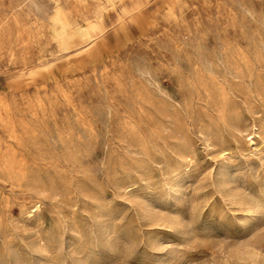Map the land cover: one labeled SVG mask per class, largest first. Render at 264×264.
<instances>
[{"label": "rangeland", "instance_id": "374dc122", "mask_svg": "<svg viewBox=\"0 0 264 264\" xmlns=\"http://www.w3.org/2000/svg\"><path fill=\"white\" fill-rule=\"evenodd\" d=\"M91 1L0 0V115L20 134L0 119V141L28 170L0 168V264H253L264 0H96V19L62 15Z\"/></svg>", "mask_w": 264, "mask_h": 264}, {"label": "bare ground", "instance_id": "6f19581e", "mask_svg": "<svg viewBox=\"0 0 264 264\" xmlns=\"http://www.w3.org/2000/svg\"><path fill=\"white\" fill-rule=\"evenodd\" d=\"M75 1V0H74ZM79 1H81V2H83V1H85V0H79ZM34 2V1H33ZM87 2V1H86ZM116 2H117V0H109V3H110V6H113L114 4H116ZM126 2H129V1H126ZM84 4H85V2H83ZM34 4H35V7H36V9H40V7H39V5L36 3V2H34ZM129 4H131V3H129ZM128 4V5H129ZM86 5H88V4H86ZM125 5V4H124ZM132 5V4H131ZM179 8H182V4L181 5H179L177 8H175V7H169L168 9H167V12H166V20L167 21H169V22H171V21H173L172 20V17H174V16H177V14H178V10H179ZM108 9V6H104V4L103 3H98V2H96V0L94 1H91V2H89V6H83L80 10H78V11H74V9H72V8H67V9H64L63 11H62V15L66 18V19H73L75 16H78V15H80V16H82V17H85L86 19H91V18H95L96 19V17H100L102 14H103V12L105 11V10H107ZM17 12V11H16ZM252 15H254L253 13H252ZM110 16V15H109ZM134 18V17H133ZM175 19V18H174ZM94 24H96V23H94ZM174 24V23H173ZM96 26H98L97 24H96ZM179 26V25H178ZM182 26L183 27H185L186 29H189L190 31H188V32H190V33H187V35L190 37V38H192V35H191V31H192V29L191 28H189V26L186 24V21H184V23L182 24ZM3 29V24H0V31ZM167 33V32H166ZM23 36V34L22 35H20L19 36V38L20 37H22ZM33 35H30L29 34V36H28V38L30 37V39H24V40H22V43H23V51H25L26 49H28V47H29V45L33 42L32 41V39H31V37H32ZM175 36H177V37H179L180 35H178V34H175ZM180 40H183V43H188V41L187 40H185V39H180ZM37 41V40H36ZM192 41H193V39H192ZM33 44H35V43H33ZM20 45H22V44H20ZM79 46V45H78ZM149 46V45H148ZM39 47V46H38ZM199 47V46H198ZM31 48V47H30ZM20 49H21V47H20ZM30 51V50H29ZM22 55V54H21ZM28 55V54H27ZM20 56V55H19ZM18 56V57H19ZM29 56V55H28ZM18 57H17V59H18ZM24 57H26V56H24ZM31 58V57H30ZM21 59V58H20ZM100 58H99V62L97 63V64H95V65H104V69L101 71V73L103 74L104 73V71L105 70H107V68H108V65H116V62H117V57H115V55H113L112 53H107V54H105V56H104V59H103V61L102 62H100ZM29 63V62H28ZM127 64V63H126ZM146 64V63H145ZM79 65H92V64H90V62H88V63H82V64H79ZM120 65V64H119ZM121 65H122V63H121ZM123 65H125V64H123ZM144 65V64H143ZM94 70L96 69V68H93ZM138 70H139V72L141 73V74H143V75H145V76H147L152 82H154L158 87H161V85H160V82H159V80L157 79V78H155L153 75H152V72L151 71H149L148 69H146V68H144V67H139L138 68ZM75 77V76H74ZM65 78H67V79H69V77H65ZM84 78V77H83ZM76 80H77V77H76ZM68 81H70V80H68ZM79 81V80H78ZM81 81V80H80ZM66 82V81H65ZM77 82V81H76ZM80 84V83H79ZM66 85V84H65ZM71 85V84H70ZM201 85V84H200ZM60 87V86H59ZM65 87V86H64ZM67 89V88H66ZM206 89H207V86H206ZM206 89H204V90H206ZM61 90V89H60ZM68 90V89H67ZM65 92V91H64ZM58 93V92H57ZM61 93H62V91H61ZM35 94V93H34ZM53 94H54V92H53ZM48 96V95H47ZM54 96V95H53ZM56 96V95H55ZM61 96V95H60ZM64 96V95H63ZM62 97V96H61ZM38 98V97H37ZM55 98V97H54ZM65 98V97H64ZM69 98V97H68ZM68 98H67V100H68ZM39 99V98H38ZM37 99V100H38ZM172 101H174V103L172 104V105H174V104H176L177 103V105H181V103H180V101L178 100V99H173L172 98ZM1 102V101H0ZM39 102V101H38ZM3 105H5V104H3L2 102L0 103V106H3ZM112 107H110L109 108V111L110 112H112ZM0 119H1V122H3L4 123V125H5V127L6 126H9L10 125V132H9V135H8V137H12V138H16V139H19V135H16V133H15V131L16 130H14V126H15V123H12L11 121H7L8 120V118L6 119L5 117H3L2 115H0ZM19 121H20V119H19ZM21 122V121H20ZM24 123V122H23ZM9 124V125H8ZM20 124V123H19ZM21 124H22V122H21ZM21 128H23V127H21ZM17 129V128H16ZM83 132H85L87 135H88V137L89 138H92L93 136H94V132L92 131V130H90L89 128H87V127H85V128H83V129H81ZM69 131V134H68V136H67V138H71L72 136H73V134H74V130L73 129H69L68 130ZM82 131H80V132H82ZM135 131V130H134ZM27 133V132H26ZM18 134V133H17ZM24 134V133H23ZM62 134H60V136H61ZM79 137H81V135H78ZM62 137V136H61ZM13 140V139H12ZM15 140V139H14ZM16 142V141H15ZM252 142H253V140H252ZM71 143V142H70ZM1 145H2V142L0 141V168H2V169H4V170H9V171H11V172H13L14 173V175H17V176H25L26 174H27V172H28V170H27V167L24 165V162H23V160L20 158V157H18L17 156V152H16V154H15V152H10V151H8V149H7V147H6V150H4L5 149V147H4V149L2 150V147H1ZM8 147H9V145H8ZM14 148V147H13ZM16 149V148H15ZM13 151H15V150H13ZM16 176V177H17ZM242 202H243V200H242ZM241 202V203H242ZM247 203H248V201H247ZM244 204V203H243ZM250 209H252V208H255V205L253 204V203H250ZM32 207V208H31ZM30 208H31V212L34 214L37 210H39L38 208L40 207V204H39V202L37 201V202H34L33 203V205L31 206ZM30 213V212H29ZM31 215V214H30ZM35 215V214H34ZM33 216V215H32ZM263 251H264V248H262L261 246H259V245H256V244H253L252 245V247L246 252L247 253V258H249L250 260H251V262L253 263V264H258V263H260L261 261H264V254H263ZM33 254V253H32ZM240 258V257H239ZM241 258H245L246 259V257H241Z\"/></svg>", "mask_w": 264, "mask_h": 264}]
</instances>
